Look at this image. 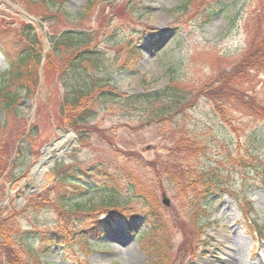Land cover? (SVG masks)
<instances>
[{
    "label": "rangeland",
    "instance_id": "374dc122",
    "mask_svg": "<svg viewBox=\"0 0 264 264\" xmlns=\"http://www.w3.org/2000/svg\"><path fill=\"white\" fill-rule=\"evenodd\" d=\"M135 1L0 0V44L6 45L7 53L15 56L35 48L43 54L40 64L31 60L23 67L21 82H10L0 93V125H6L0 140V205L6 202L0 210V234L9 232L7 239L0 235V264H264V176L256 171L258 164L264 166V119L250 107L238 112L245 103L264 104V70L251 72L239 86L240 71L234 68L244 58L248 42H253L251 17L254 13L264 16V0H227V11L208 26L203 24L204 8L198 6L199 0H144L143 6L134 9ZM90 3L94 7L86 11ZM242 9L244 15L238 16ZM26 25L34 28L36 45L26 36ZM69 30L87 32L100 41L104 59L96 74L119 93L158 92L170 81L192 91L194 98L202 89L196 106L176 120L207 150L193 154L189 168L181 169L195 173L201 167L216 178L222 176L232 192L208 198V211L195 213L191 199L199 185L191 183L188 193L177 191L178 185L169 178L177 179L179 170L166 173L164 169L181 163L171 151V129L158 122L140 129L139 113L117 108L115 103L96 104L99 113L79 130L89 139H80L61 109L65 92L60 76L66 56L52 53L49 41L50 36ZM141 36L148 43L142 50L143 60L133 71L127 70L130 64L121 68L128 49ZM9 65L0 54V88ZM17 91L20 102L15 110L7 111L2 105L5 93ZM224 93L229 103L227 98L219 100ZM215 110L221 115L220 111H226L227 116ZM22 129L26 135L14 142ZM60 131L71 132L78 140L62 138ZM54 141L70 146L64 155L71 163L63 164L62 159L47 163L42 185L26 189L34 180V168L45 158L42 149ZM98 162L113 169L122 166L124 172L127 169L150 198L151 210L125 184L115 197L119 202L106 208L110 195L92 189L91 195L73 200L69 185H75L70 176ZM170 172L171 177L167 176ZM25 189L30 195L22 202ZM39 196L43 201L35 203ZM127 200L125 211L152 212L161 229L140 241L132 233L150 232L144 219L131 224L133 232L118 222L114 230L102 231V238L94 239L92 232L100 229L101 233L106 211L110 209L113 215V207L121 210ZM13 230V236L22 239L27 231L38 232L43 241L15 242ZM30 247L42 251L41 257L35 260L26 251Z\"/></svg>",
    "mask_w": 264,
    "mask_h": 264
},
{
    "label": "trees",
    "instance_id": "16d2710c",
    "mask_svg": "<svg viewBox=\"0 0 264 264\" xmlns=\"http://www.w3.org/2000/svg\"><path fill=\"white\" fill-rule=\"evenodd\" d=\"M41 1L47 2V0ZM132 1L134 2V0ZM143 2L144 0H136V6H134V9H138L139 5L143 6ZM198 6H202L204 8V10L201 12L205 19L203 24L205 26H208L227 11L228 2L227 0H199ZM93 7L94 4L90 3L86 11H91ZM56 8L59 7L57 6ZM241 14L244 15L243 9L240 10L238 16ZM251 19H254L253 42H248V44L246 45V50L244 52V58L240 62H238V65L234 67H238V70L240 71V74H238L239 86L242 83H246L248 75L251 72H259L261 71V69L264 70V32H262V28L264 27L263 13L259 15H256L254 13ZM113 21L114 20H112V22ZM24 32L26 33V36L29 37V39L33 40L34 45H36L38 40L36 34L34 33V28L26 25L24 28ZM95 38V36L92 37L87 32L71 30L66 31L63 34H56L49 37V41L52 45V53L54 52L56 53V55L66 56V59L63 62V66L61 67L62 72L60 76V82L62 83L65 92V96L61 104V109L66 113V117H69L71 122L70 125L80 133L81 139H89V137L85 135L84 132H81L79 130L83 129L84 126H87L93 119H95V116L99 113V110H96V104L103 105L107 104L108 102L115 103L117 106L119 105V107L117 108H121L124 110L131 109L130 111H132L133 113H139L142 119L140 123V129L150 125L151 122H158L161 126L168 125L167 127L171 129L169 133H172L174 137H177L174 140V137L171 138V151L174 150V152L179 155V157L175 159L176 161L181 160V163L167 165L164 168L166 173L169 172L170 169L179 170V177L177 179L174 178V180L169 178V182L172 183V181H174L173 183H175V186L178 185L176 190L185 193H188L190 191L192 185L191 183L199 185L196 196L194 197V199H191V206L197 214L207 212L208 208L206 203L208 198L214 195H222L225 192L231 193L232 189L229 188V185L227 184L228 182L224 177L221 176V178H216L214 175L206 172L201 167H198V174V171H195L194 173L192 170L185 169L189 168L188 165L192 158V155L198 152L200 153L202 150L206 151L207 146L203 144L201 140L195 139L193 141L191 139L192 134H189L187 132L184 123H182L181 121V123H178L179 120H176V117H180L184 114L186 115L189 110L196 106V100L202 97V89L198 90L194 98V94L192 93V91L182 87V85L175 81H170V84L166 88L158 92L144 93L136 96H129L128 94L119 93L116 88H112L109 85L108 80L100 78L96 74L103 63L104 53L102 47L98 46L100 41H97ZM4 45V43L0 44V53L5 56L10 65L9 70L6 71L5 74H3L5 76V81L2 83L0 93H3L5 91L7 85H9L10 82H13L14 84L21 82L24 72L23 67L27 64H30L31 60H34L35 63L40 64L43 59V54L40 52V50L37 51V49L35 48L25 49L21 51L19 55L16 54L14 56L7 53L5 48L6 45ZM32 46L33 45H31V47ZM139 46L140 44L135 41L134 44L131 45V48L128 49V52L124 56V62L122 64L123 68H127L126 66L128 64L132 65V68L139 65L140 61L143 58L141 47ZM49 60H51V56L49 57ZM224 79L228 78L224 76ZM205 93L207 94L206 97H208V91H206ZM224 95L225 97H220L219 100L223 101L225 100V98H227L226 100H228L229 103V96L225 93ZM19 97V92L18 94L6 92V100L5 102H3L4 104H2L3 107L7 111L15 110L17 108V104L20 102L18 100ZM246 107H250V111H252L254 114H259L257 115V117H261L262 119H264V104H260L257 102V104L247 105L245 103L240 107V110H238V112H247L248 110ZM215 112L221 117H223V114L227 116L225 114L226 111H220L222 115L218 113V110H215ZM5 127L6 125H0V140L1 136L3 138L2 132L4 131ZM164 128L165 127H163L161 130L164 131ZM23 135L25 136L26 134L22 129L15 135V139H13V141H18V139H20ZM12 152L17 153L16 150H13ZM18 153V157L21 158V153ZM26 153L25 156L27 155ZM186 153L189 154V157H185ZM181 154H185L184 158L180 157ZM242 155H240V157L246 159ZM19 158H16V161L19 160ZM182 158L184 161L182 160ZM256 161L258 163V160ZM185 162L188 164H186ZM2 164L3 168H5L6 162H3ZM258 165L259 166L256 167V171L260 175L264 176V166L262 164ZM181 167L185 168L181 169ZM110 168L113 169L111 165H105L101 162H98L95 166H93L91 171H95L99 175L100 179V182L97 183L94 189L100 193L109 194V197H111L112 200L111 202H118L119 199L115 197L116 195L121 194V185L125 184L128 190L133 194L134 198H136L143 205H148L149 209L151 210L150 198L147 197L143 188H141L139 186V183L135 181V178L129 175L127 169H125L124 172V168L122 166H116L113 171H110ZM181 170L184 172H182ZM171 175V172L167 174V176L169 177H171ZM202 175H207L204 176L205 180L201 179L200 176ZM78 180L80 181V179ZM88 192L89 191L84 187L81 189H78L76 187L75 192H73V198L83 197ZM34 199L35 203L43 201L42 198L40 199V196ZM238 200H240L241 204L244 203L242 199ZM59 202L64 205V203H62L61 201ZM127 202L128 200L124 202L125 208L128 204ZM103 207H105V205ZM132 213L133 211L129 212L128 214ZM117 216L118 218H120L125 216V214L119 213L117 214ZM145 217L149 219V222L153 225V231H159L161 229L152 212H148ZM206 217L208 216L206 215ZM111 218L106 221V228L113 226L117 222L115 219H113V217ZM199 219H201V223H204V218L199 217ZM14 233L16 234V230L12 231V237L15 242H18V240H22V242L25 241V243L29 241H32L34 243H38L40 240L43 241V235L39 234L38 232L32 233L30 231H27L23 234V239L20 236L16 238V235L13 236ZM100 234V229L93 230V235L95 237L101 236ZM0 235L2 238L5 237L7 239L9 236V232L3 231V234ZM145 236L146 235L141 237L144 238ZM10 239H12L11 236ZM26 251L35 260L41 257V253H43L42 251L38 252L33 250L32 247H30L28 250L26 249Z\"/></svg>",
    "mask_w": 264,
    "mask_h": 264
},
{
    "label": "bare ground",
    "instance_id": "6f19581e",
    "mask_svg": "<svg viewBox=\"0 0 264 264\" xmlns=\"http://www.w3.org/2000/svg\"><path fill=\"white\" fill-rule=\"evenodd\" d=\"M61 146H62V142L60 143L59 141H55L54 143H52L51 147L49 148L48 152L45 155V158L38 165H36V167L34 168V172L37 175H41V177L38 180V184L40 186L44 182V179L42 176L46 172L45 170H43V167L47 166V163H50L52 161V158H54L56 155H58V151L61 152V150H60ZM57 149H58L57 152H52V151H56ZM51 154H54V156H50Z\"/></svg>",
    "mask_w": 264,
    "mask_h": 264
},
{
    "label": "water",
    "instance_id": "95a60500",
    "mask_svg": "<svg viewBox=\"0 0 264 264\" xmlns=\"http://www.w3.org/2000/svg\"><path fill=\"white\" fill-rule=\"evenodd\" d=\"M62 132V131H61ZM64 133V132H63ZM74 139H76V137H74ZM48 146L44 148L43 150V154H45V152L47 151ZM69 149V148H68ZM68 149L66 151H68ZM60 158H64L63 156H61ZM65 159V158H64ZM28 187V186H27ZM165 203L168 205V201H165Z\"/></svg>",
    "mask_w": 264,
    "mask_h": 264
}]
</instances>
